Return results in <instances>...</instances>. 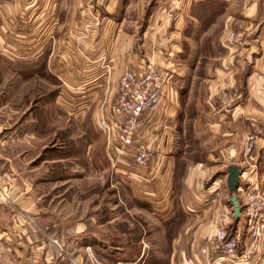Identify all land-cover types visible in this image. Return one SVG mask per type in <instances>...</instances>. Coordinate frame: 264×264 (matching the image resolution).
Segmentation results:
<instances>
[{"label":"crops","instance_id":"0c3cea01","mask_svg":"<svg viewBox=\"0 0 264 264\" xmlns=\"http://www.w3.org/2000/svg\"><path fill=\"white\" fill-rule=\"evenodd\" d=\"M95 3L96 7L86 8L82 0H0L1 53L6 51L8 58L16 56L19 61L33 63L21 64L13 72L18 75L19 87L9 78L0 81V173L11 198L9 203H0V264H107L97 255L105 256L109 264H163L148 252L143 241L131 243V252L137 251L131 257L121 248L118 238L99 239L91 233L88 206L85 214L83 204L74 209L73 202L78 200L75 186L81 185L82 202L90 194L87 174L91 163L83 160L88 150V144L83 146L84 135L85 139L88 135L80 130L82 143H77L71 152L81 157L76 162L72 158L77 157H69L70 151L64 147H48L47 143L59 133L74 141L71 124L84 125L93 120L97 125L110 108L119 78L127 68L141 71L151 63L183 83L185 67L178 59L179 72L175 71L173 58L199 59L209 54L213 63L206 71L204 100L209 113L206 133L210 136V151L206 161L186 167L178 190L174 175L184 153L171 126L179 112L178 91L172 83L174 94L170 100L143 119V134L158 153L149 174L155 178L152 184L159 185L158 192L155 190L145 201L158 204L151 208L156 213L160 204L169 206L165 213L169 219L162 222L163 228L179 213L171 206L177 199L186 221L167 244L170 252L165 264H186L197 252V243L226 224L220 221V214L233 212V206H220L222 197L217 189L222 184L227 198L229 166L240 168V181L254 171L264 185V0ZM45 11L48 17L42 16ZM225 31L242 32L244 44L225 47L220 42V34ZM206 41L210 44L204 48ZM197 62L193 73L198 69ZM31 72L34 76L26 80L25 74ZM42 79L47 89L44 94L38 92L36 98L25 86ZM191 79L190 75L188 82ZM22 85L24 99H19L16 90ZM219 90H227L237 98L235 117H228L225 124L211 105ZM59 103L65 104L62 107L67 113L75 110L73 115L68 114L73 118L66 115L71 124L48 130L53 125L52 118L57 117ZM91 105L95 106L92 114L88 107ZM60 109L64 114L65 110ZM199 119L201 115L195 120ZM257 123L263 128V136L248 160L244 156L245 136ZM33 153L38 154L37 160L31 156ZM120 158L114 159L112 167L126 170L125 160ZM219 171L223 175L216 178ZM237 199L239 205L244 200L241 190H237ZM241 225L227 223V228H237L236 235L242 231L244 237ZM260 251L258 263L264 264V240Z\"/></svg>","mask_w":264,"mask_h":264},{"label":"rangeland","instance_id":"374dc122","mask_svg":"<svg viewBox=\"0 0 264 264\" xmlns=\"http://www.w3.org/2000/svg\"><path fill=\"white\" fill-rule=\"evenodd\" d=\"M82 1L84 2L86 8L92 6L96 7V0ZM128 14L131 15V11H128ZM42 16L48 17L49 15L45 11ZM238 33H241L244 38V34L242 32ZM220 36H222V34H220ZM209 44L210 43L208 41L204 42V48L209 46ZM217 51H219L218 48ZM1 52L2 51H0V81H2L3 77H5V79L9 78L11 82L15 83V86L17 88L20 86V80L17 73L13 72H15L16 69L20 68V66H22L21 64L33 66V63L19 61V58H17L16 56H11L8 58L6 57V51H3V53ZM178 59H180V63L178 62ZM183 60L185 61V63L183 62ZM196 61H198V69H196V71L193 73L192 67L194 66ZM173 63L176 64L175 71H177V69L179 68L177 63L182 64V66L185 67L186 70L184 78L185 81L183 83L179 82V80L176 79L177 77L174 76L170 80L173 88L175 87L177 89L178 94H176V96L178 95L179 98V112L176 119L171 122V126L175 132V138H178V140L180 139L179 146H181V152L184 153L179 157L178 160L180 163L178 165L180 177H178L176 184L178 190L181 186V184H179L181 182V178L184 176L187 169L186 167L189 164L192 165L197 161H206L208 153L210 151V136H207L206 133V116L209 113L208 106L204 104V100L206 97V85L208 84L206 83V71L207 68L209 69V67H211L213 63L211 58H209V54H206V56H202L199 59L195 58L194 56L187 57L185 59L173 58ZM34 74L35 73L32 72L25 74L27 76L26 80L31 79L30 77H33ZM190 75L191 77L193 76V80L191 79V83L188 82ZM25 87L31 89L30 92L35 93L36 98L38 97V95L36 96L38 92L44 94L47 89L43 79L39 82L37 80H32ZM18 89L20 91L16 90V95L19 96V99H24L22 96V92L24 90L23 85ZM225 92L228 91L226 90ZM220 93L221 90L215 93L214 97L212 98L211 105L213 106L214 113H216V116H218V118L220 119V122H223L225 124L228 123V117H235L237 109V98L231 94L234 97V101L231 102L229 106H224L220 102ZM21 103L22 102H20V104ZM63 105L65 106V104L62 103L60 105L59 103V111H57V117L52 118L53 120L51 121V124L53 125L51 128H47L48 130H52L54 129V127L63 128L66 124H71V122H68L66 115H73L75 113V110H69V113H67L65 108L62 107ZM88 107L89 113H94L95 106L91 105ZM60 108H63L66 114L61 113L62 111L60 110L62 109ZM198 115H201V119L196 121L195 119L198 117ZM68 116L70 118H73V116L71 115ZM255 125H257L263 132V128L259 123ZM70 126L74 131V141H71L70 138L69 140L68 137H64L63 134L59 133L55 138L50 137L47 143L48 147H51L53 145H55V147H64L66 152L70 151L71 153L74 151L73 149L76 148L77 143L79 145H81L82 143L81 138L78 137L81 136L80 130H83L84 133L88 135L86 139L84 135L83 141L84 147H87L86 145L88 144V150H86V155L88 157L84 154L83 160L88 159L91 163L89 165L90 169L87 174V177L89 178L88 193L90 194L88 198H86V200L82 202L80 196L81 185L78 184L77 186H75V193L77 192L78 194V200L73 202L74 209H77L78 205L81 206V204H83L85 214V210L88 206L91 219V233H93L99 239H104V236H108L111 239L118 238V240L120 241L119 243L121 244V248L123 247L122 249L125 250L127 256L132 257L136 255L135 253H137V251L131 252L132 242L143 241L149 248L148 252L155 258H158L160 262L165 264L170 252L168 251L167 244L173 240L174 233L178 229V227L182 225L184 226V224L186 223L185 218H183L184 214L181 211L182 205L180 201L177 199L173 203L170 202L172 204H170L172 208L174 206L175 209L179 210V213L175 214L173 219H171L175 221L168 224L167 228H163L162 222H164L165 219H169V215L165 214L167 213V207L169 206L165 207L164 203L160 204V210L158 213H156L153 212L151 208L152 205L156 207L158 204L153 202L146 203L145 201L148 200V196L155 194V192L157 191V187L159 186L158 183L155 185L152 184L153 182H155L154 175H150L149 171H144L137 168L127 158L119 159L125 160L124 164L126 165V170L113 168L112 165L115 162L112 155H110L111 153L109 152L108 148H110V146H112L114 143L108 140L105 133L97 127L96 122H94L93 120H89V122L87 123L84 122V125L71 124ZM181 130L182 134L179 135ZM85 141L88 142L85 144ZM70 153L67 152L69 157H77L74 153H71L72 155H74L71 156ZM37 155V153H33L31 156L34 157L35 160H37ZM72 160L73 162H76L78 160L80 161L81 157H77L74 159L72 158ZM221 175H223V173L221 174V172L219 171L218 174H216V178ZM138 178H141V180H139ZM223 190H225V188L222 184H220L219 188L217 189V193H219V195H221L222 197L220 201L222 205L220 206H225L229 203L230 207L232 206V204L230 202L229 193L226 198V193ZM85 192L86 191H84V194ZM235 195L237 196V190L235 192ZM168 203L166 202L167 205ZM162 205H164V207ZM185 211L189 213V210L185 209ZM187 213H185V216H188ZM188 220L194 219L189 218ZM192 222L193 225L196 223V221ZM98 223L103 225L101 226L102 228L97 226ZM242 227L243 224L241 225V228ZM241 232L242 231H240V234H238L242 239L244 237H242ZM143 242L142 244L145 248L146 246ZM125 247L126 249H124ZM97 257L102 262L104 260L105 263L109 264L104 259L106 258L105 256L97 255Z\"/></svg>","mask_w":264,"mask_h":264},{"label":"built area","instance_id":"2783aa9c","mask_svg":"<svg viewBox=\"0 0 264 264\" xmlns=\"http://www.w3.org/2000/svg\"><path fill=\"white\" fill-rule=\"evenodd\" d=\"M221 42L229 48L244 44L243 35L234 31L223 32ZM170 75L151 63L141 71L133 67L122 72L112 104L97 122V127L114 143V146H110L114 159L127 158L137 168L151 172L158 153L151 148L143 134V119L150 112L158 110L174 94ZM220 97L224 106L234 101V97L225 90H221ZM262 136L263 132L257 125L245 136L244 156L248 160L256 152ZM237 190L244 195L239 205V220L235 221L233 212H222L220 221L226 224L214 234L201 239L197 252L186 264H259L260 247L264 240V185L253 171L240 181ZM10 201L8 185L0 173V203ZM233 222L243 224L244 238L237 237V228L234 231L231 227L227 228V223Z\"/></svg>","mask_w":264,"mask_h":264},{"label":"water","instance_id":"95a60500","mask_svg":"<svg viewBox=\"0 0 264 264\" xmlns=\"http://www.w3.org/2000/svg\"><path fill=\"white\" fill-rule=\"evenodd\" d=\"M242 171L237 166H229L226 170V185L230 196V202L233 206V213L235 221H238L241 216V209L237 196L235 195L236 190L240 184V176Z\"/></svg>","mask_w":264,"mask_h":264},{"label":"trees","instance_id":"16d2710c","mask_svg":"<svg viewBox=\"0 0 264 264\" xmlns=\"http://www.w3.org/2000/svg\"><path fill=\"white\" fill-rule=\"evenodd\" d=\"M197 160H199V159H197ZM179 164H180V163L178 162V163H177V170H176L175 175H174L175 183H177V179H178V177H180V174H179V167H178Z\"/></svg>","mask_w":264,"mask_h":264}]
</instances>
